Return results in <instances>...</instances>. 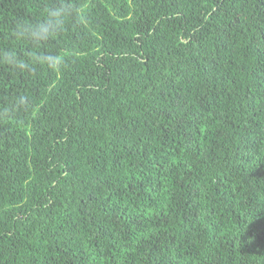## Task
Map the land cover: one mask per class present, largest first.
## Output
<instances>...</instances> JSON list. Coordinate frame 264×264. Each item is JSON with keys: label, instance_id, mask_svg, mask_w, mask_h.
<instances>
[{"label": "trees", "instance_id": "trees-1", "mask_svg": "<svg viewBox=\"0 0 264 264\" xmlns=\"http://www.w3.org/2000/svg\"><path fill=\"white\" fill-rule=\"evenodd\" d=\"M82 3L63 73L0 66V264H264V0Z\"/></svg>", "mask_w": 264, "mask_h": 264}, {"label": "clouds", "instance_id": "clouds-1", "mask_svg": "<svg viewBox=\"0 0 264 264\" xmlns=\"http://www.w3.org/2000/svg\"><path fill=\"white\" fill-rule=\"evenodd\" d=\"M85 19L82 0H48L37 19L17 18L8 27L10 43L0 46V66L27 77L36 76L38 68L63 73L70 57L61 48L51 49L49 45L63 37L70 23L83 24ZM31 107L29 96L19 95L0 109V116L27 112Z\"/></svg>", "mask_w": 264, "mask_h": 264}]
</instances>
